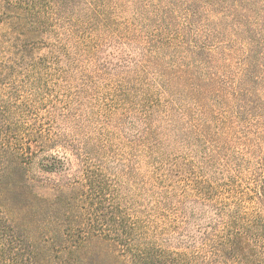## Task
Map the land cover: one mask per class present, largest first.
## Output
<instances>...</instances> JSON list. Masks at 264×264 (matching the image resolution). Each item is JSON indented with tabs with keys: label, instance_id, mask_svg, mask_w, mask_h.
<instances>
[{
	"label": "rangeland",
	"instance_id": "374dc122",
	"mask_svg": "<svg viewBox=\"0 0 264 264\" xmlns=\"http://www.w3.org/2000/svg\"><path fill=\"white\" fill-rule=\"evenodd\" d=\"M13 147L110 238L204 257L234 218L264 264V0H0V165Z\"/></svg>",
	"mask_w": 264,
	"mask_h": 264
},
{
	"label": "trees",
	"instance_id": "16d2710c",
	"mask_svg": "<svg viewBox=\"0 0 264 264\" xmlns=\"http://www.w3.org/2000/svg\"><path fill=\"white\" fill-rule=\"evenodd\" d=\"M10 155L9 164L0 165V264H252L256 258L257 235L234 218L208 240L204 257L138 249L110 238L94 211L84 205L86 193L41 197L22 172L25 157L31 162V156L14 147ZM39 167L60 171L64 164L44 157Z\"/></svg>",
	"mask_w": 264,
	"mask_h": 264
}]
</instances>
